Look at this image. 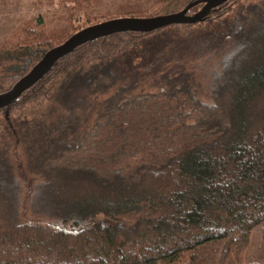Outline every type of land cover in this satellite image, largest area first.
<instances>
[{"label": "trees", "instance_id": "obj_1", "mask_svg": "<svg viewBox=\"0 0 264 264\" xmlns=\"http://www.w3.org/2000/svg\"><path fill=\"white\" fill-rule=\"evenodd\" d=\"M44 23L0 93L86 27ZM0 264H264V0L82 44L0 109Z\"/></svg>", "mask_w": 264, "mask_h": 264}, {"label": "water", "instance_id": "obj_2", "mask_svg": "<svg viewBox=\"0 0 264 264\" xmlns=\"http://www.w3.org/2000/svg\"><path fill=\"white\" fill-rule=\"evenodd\" d=\"M231 0H195L184 9L175 13L156 15L152 17H124L109 19L85 27L62 44L50 49L42 59L22 78H20L8 91L0 93V109L5 108L16 101L23 93L32 88L54 67L56 62L71 53L78 46L121 32H152L173 24H195L205 19L209 13ZM202 4V7L193 14L190 10Z\"/></svg>", "mask_w": 264, "mask_h": 264}, {"label": "rangeland", "instance_id": "obj_3", "mask_svg": "<svg viewBox=\"0 0 264 264\" xmlns=\"http://www.w3.org/2000/svg\"><path fill=\"white\" fill-rule=\"evenodd\" d=\"M162 1L164 0H35V6H31L28 13L23 14L27 19L24 18L12 30L0 28V37L7 34V41L16 28L35 21L39 16L44 18V28L50 35L61 37L82 26L96 24L94 22L124 17H148L155 13L163 15L165 10H162ZM67 5L69 7H65ZM1 43L0 47L3 45ZM103 225H116V222L104 220Z\"/></svg>", "mask_w": 264, "mask_h": 264}, {"label": "crops", "instance_id": "obj_4", "mask_svg": "<svg viewBox=\"0 0 264 264\" xmlns=\"http://www.w3.org/2000/svg\"><path fill=\"white\" fill-rule=\"evenodd\" d=\"M34 3L35 0H0V28L14 29L24 18L27 19L23 14L28 13L30 7L35 6ZM6 39L7 34L4 33L0 37V43H4Z\"/></svg>", "mask_w": 264, "mask_h": 264}]
</instances>
